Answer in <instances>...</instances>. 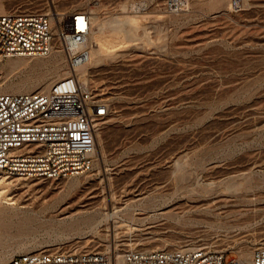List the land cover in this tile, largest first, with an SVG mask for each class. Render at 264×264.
I'll return each mask as SVG.
<instances>
[{
    "label": "rangeland",
    "instance_id": "374dc122",
    "mask_svg": "<svg viewBox=\"0 0 264 264\" xmlns=\"http://www.w3.org/2000/svg\"><path fill=\"white\" fill-rule=\"evenodd\" d=\"M0 5L4 13L56 18L73 9L97 12L92 49L102 46L106 56L89 67L88 79L108 108L87 173L0 176V264L31 252L114 257L195 245L252 261L264 245V0ZM114 17L130 23L116 32ZM53 50L15 69L1 61L0 93L50 91L71 72L63 49ZM233 183L253 189L227 194L223 188Z\"/></svg>",
    "mask_w": 264,
    "mask_h": 264
},
{
    "label": "built area",
    "instance_id": "2783aa9c",
    "mask_svg": "<svg viewBox=\"0 0 264 264\" xmlns=\"http://www.w3.org/2000/svg\"><path fill=\"white\" fill-rule=\"evenodd\" d=\"M96 4L100 0H88ZM92 14L73 9L53 17L47 12L0 14V62L14 58H45L55 46L66 54L70 74L49 92L0 93V176L49 180L72 178L93 166L98 121L108 116L78 69L91 60ZM10 264H116L111 254L65 249L31 252ZM121 264H240L222 251L204 245L132 249ZM252 264H264V245L253 252Z\"/></svg>",
    "mask_w": 264,
    "mask_h": 264
},
{
    "label": "bare ground",
    "instance_id": "6f19581e",
    "mask_svg": "<svg viewBox=\"0 0 264 264\" xmlns=\"http://www.w3.org/2000/svg\"><path fill=\"white\" fill-rule=\"evenodd\" d=\"M172 1H175V0H172ZM135 9H136V7H134ZM133 8V9H134ZM132 10V9H131ZM139 11V10H138ZM2 13H4V10H3V8H2V6L0 5V14H2ZM91 13V12H90ZM97 13V12H96ZM93 14V16H92V22H93V24L94 23H96V22H98L99 21V17H98V15L97 14ZM59 15V14H58ZM55 19H56V17H55ZM130 21V19H127V20H125V21H122V19H120V18H118V17H114L113 19H111L110 21H109V25L111 26V28L113 29V30H115L116 32H121L124 28H125V26L128 24V23H130L129 22ZM134 23V22H133ZM127 28V27H126ZM125 30V29H124ZM129 30V29H128ZM127 30V31H128ZM131 30V29H130ZM124 32V31H123ZM130 32V31H129ZM130 35H132L131 33H130ZM133 35H134V33H133ZM132 35V36H133ZM92 37H93V32H92V34H91V36H90V41L92 40ZM129 37H131V36H129ZM54 51V50H53ZM50 55H52V54H50ZM108 55V54H107ZM106 56V51H105V48L104 47H102V46H100L98 49H96V50H93L92 49V52H91V60H90V62L87 64V65H85V66H83V67H81V68H79L77 71H78V74H79V76H80V78L81 79H83L84 81H87V82H89V79H88V70H89V67H91V66H98L101 62H102V60H103V58ZM116 57V56H115ZM14 59H16V60H12V59H10L9 60V62H8V65H9V67H10V69H15V68H17L18 66H19V63L21 62V61H23V59H27V58H14ZM50 84V83H49ZM43 89H48L49 90V85H44L43 86ZM51 89V88H50ZM49 92V91H48ZM3 94H6V93H3ZM247 183V182H246ZM250 183V182H249ZM249 183H247V184H249ZM251 185H254V184H252L251 183ZM256 188V187H255ZM225 191H226V193L227 194H234V193H241V192H243L244 193V191H251L252 189H253V187L252 186H244V185H238L237 183H233V184H227V185H225V187L223 188ZM209 190V189H208ZM212 191V190H211ZM246 193V192H245ZM253 193V192H252ZM242 194V193H241ZM155 249H159V247H156ZM145 250H150V249H145ZM123 256L124 255H122L120 252H118V251H116L115 252V255H114V260H115V263L116 264H121L122 263V261H123ZM249 257L247 258V254H241V256H240V259H239V263L240 264H252V261H249ZM251 260V259H250Z\"/></svg>",
    "mask_w": 264,
    "mask_h": 264
}]
</instances>
